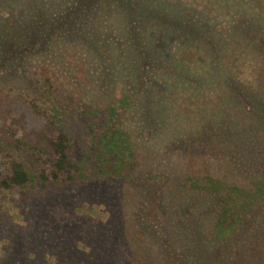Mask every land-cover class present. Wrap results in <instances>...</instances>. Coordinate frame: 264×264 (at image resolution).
<instances>
[{"label":"trees","instance_id":"1","mask_svg":"<svg viewBox=\"0 0 264 264\" xmlns=\"http://www.w3.org/2000/svg\"><path fill=\"white\" fill-rule=\"evenodd\" d=\"M0 53V129L39 182L91 162L137 194L120 264H264V0H0ZM31 179L0 144V191Z\"/></svg>","mask_w":264,"mask_h":264},{"label":"rangeland","instance_id":"2","mask_svg":"<svg viewBox=\"0 0 264 264\" xmlns=\"http://www.w3.org/2000/svg\"><path fill=\"white\" fill-rule=\"evenodd\" d=\"M13 65L9 61L0 69V89L12 85L15 74L20 73V66L15 73ZM250 67L248 62L243 64L240 80L252 79ZM45 100L46 96L38 98L41 104ZM71 126L74 140H83L81 123L71 122ZM11 142L0 129V144L15 152L32 179L22 197L0 191V264H105V257L107 264H120L122 228L133 207L123 205L118 194L132 189L128 181L110 179L108 172H100L102 167L87 162L74 181L42 185L30 152ZM78 143L75 156L81 160L83 144ZM131 191L134 197L130 199L135 203L137 194ZM108 243L112 248L108 249ZM239 259L237 264H247Z\"/></svg>","mask_w":264,"mask_h":264}]
</instances>
